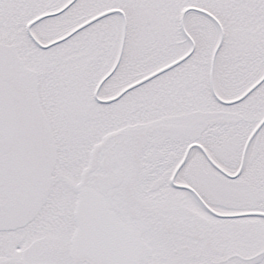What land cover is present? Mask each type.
Wrapping results in <instances>:
<instances>
[{"label":"snow or ice","instance_id":"1","mask_svg":"<svg viewBox=\"0 0 264 264\" xmlns=\"http://www.w3.org/2000/svg\"><path fill=\"white\" fill-rule=\"evenodd\" d=\"M0 264H264V0H0Z\"/></svg>","mask_w":264,"mask_h":264}]
</instances>
